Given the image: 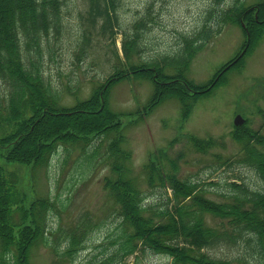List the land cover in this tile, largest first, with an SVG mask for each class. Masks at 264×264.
Instances as JSON below:
<instances>
[{"label":"trees","instance_id":"1","mask_svg":"<svg viewBox=\"0 0 264 264\" xmlns=\"http://www.w3.org/2000/svg\"><path fill=\"white\" fill-rule=\"evenodd\" d=\"M88 1L87 25L73 49L77 57L93 48L90 27L96 26L99 18L104 29L119 24V0ZM215 1L223 4L225 0ZM65 2L0 0V261L5 264L9 257L13 264H33L32 252L40 244L72 260L84 246L93 223L80 219L70 231L62 225L56 233L49 229V211L56 207V199L50 194H39L27 200L20 188L18 171L7 165L29 164L36 175L40 168L49 165L60 145L67 150L71 145L82 148L90 160L104 146V156L109 161L111 174H107L106 184L118 204L120 222L112 240L116 245L103 264H126L127 256L137 257L146 251L168 255L170 264H264V131H252L239 124L241 152L227 160L229 168L236 163L253 168L259 184L252 185L237 174L223 182L211 180L209 185L220 188L213 191L222 196L214 198L208 195L207 185L181 174L178 160L168 158L165 166L149 159L144 164L145 181L152 188L158 186L161 193L159 202H155L149 200L139 179L130 174L128 152L121 147L123 113L111 107L109 97L115 82L129 74L143 75L155 82V92L144 111L138 112H149L174 96L188 115L193 102L224 83L227 72L241 62L228 66L233 60L226 61L207 84L185 77L184 71L194 55L213 34L214 27L205 22L201 30L183 35V45L175 53L144 60L141 65L131 62L127 70L121 63L113 64V70L96 80L88 96L68 103L67 93H77L79 85L75 90L73 85L61 86L45 66L46 56L56 48L64 26ZM219 7H213L209 14L214 13L219 24L215 31L220 32L226 22L242 21L245 46L254 45L264 28V0L249 5L236 0ZM150 12L151 7L134 21V34L125 31L122 49L126 59L142 52L140 30L147 26ZM116 55L120 61L117 51ZM170 67L180 74H170ZM94 138L100 142L90 150ZM193 139L202 151L214 144L213 138ZM208 215L217 218V222L209 221ZM218 248L228 251L220 253Z\"/></svg>","mask_w":264,"mask_h":264},{"label":"rangeland","instance_id":"2","mask_svg":"<svg viewBox=\"0 0 264 264\" xmlns=\"http://www.w3.org/2000/svg\"><path fill=\"white\" fill-rule=\"evenodd\" d=\"M232 1L236 0H225L223 4L215 0H119V26L115 24L104 29L103 20L99 18L96 26L90 27L93 48L80 57L73 54V49L87 25L89 1L66 0L64 4V26L55 43L56 48L46 56L45 66L53 79L62 83L61 86L73 85L72 90H75L79 85L77 93H67L68 103L88 96L93 84L98 82L96 80L113 70V64L121 63L127 70L131 62L141 65L144 60L175 53L183 45V35L201 30L205 22L214 27L213 34L194 55L184 71L185 77L207 84L226 61L233 60L228 66L241 62L240 66L227 72L224 83L207 95L199 96L188 115L183 113L180 99L174 96L161 101L149 112H138L144 111L155 92V82L146 76L129 74L111 86L110 105L123 113L121 147L128 152L130 174L142 183L149 200L159 202L161 197L158 186L152 188L145 181L144 164L149 159L165 166H168V158L178 160L181 174L207 185L210 188L208 195L214 198L222 196L213 191L220 188L209 185L211 180L223 182L237 174L252 185L259 184L258 176L250 166L236 163L229 168L227 163L241 152L242 141L237 138L241 130L237 127L239 124L234 123L237 114L245 117L242 124L248 129L264 131V28L256 43L247 48L242 21L226 22L221 31L216 32L219 24L215 14L209 16L213 7L220 8L219 5H228ZM237 1L249 5L260 0ZM149 7L147 26L140 30L143 50L126 59L122 49L124 33L134 34V21L146 14ZM243 23L246 24L244 20ZM168 71L172 75L175 72L180 74L173 67ZM215 77L217 79L219 75ZM193 137L213 138L214 144L209 145L207 151H202ZM99 142V138H94L89 149ZM68 150L60 145L49 165L40 168L36 175L32 174L29 164L7 163L18 171L20 188L27 200L39 194H50L56 199V207L49 211V229L56 233L62 225L65 231H70L80 219L93 223L84 246L72 260L56 255L49 246L40 244L32 252L33 264H103L116 245L112 240L116 237L120 217L118 204L109 195L106 184V176L111 174V169L104 156V146L100 148L101 153L91 160L79 146L69 145ZM167 190L171 193L170 187ZM208 220L216 223L218 219L208 215ZM60 235L63 239L64 235ZM218 250L220 253L228 251ZM138 255L127 256L126 264H170L171 261V257L164 253L146 251ZM6 261L5 264H13L9 257ZM0 264L3 263L0 261Z\"/></svg>","mask_w":264,"mask_h":264},{"label":"water","instance_id":"3","mask_svg":"<svg viewBox=\"0 0 264 264\" xmlns=\"http://www.w3.org/2000/svg\"><path fill=\"white\" fill-rule=\"evenodd\" d=\"M245 121V117L242 114H237L234 119L235 124H242Z\"/></svg>","mask_w":264,"mask_h":264}]
</instances>
